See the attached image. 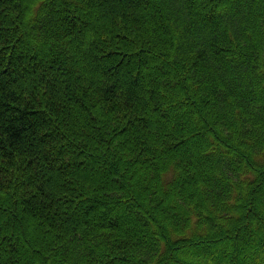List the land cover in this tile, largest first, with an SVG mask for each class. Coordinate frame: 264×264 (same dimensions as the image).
Returning <instances> with one entry per match:
<instances>
[{
	"label": "trees",
	"instance_id": "1",
	"mask_svg": "<svg viewBox=\"0 0 264 264\" xmlns=\"http://www.w3.org/2000/svg\"><path fill=\"white\" fill-rule=\"evenodd\" d=\"M0 264H264V0H0Z\"/></svg>",
	"mask_w": 264,
	"mask_h": 264
}]
</instances>
